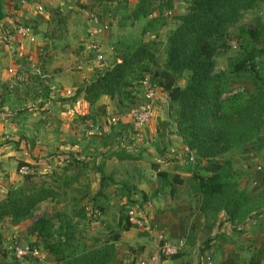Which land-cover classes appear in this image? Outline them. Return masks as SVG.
<instances>
[{
  "label": "trees",
  "instance_id": "obj_1",
  "mask_svg": "<svg viewBox=\"0 0 264 264\" xmlns=\"http://www.w3.org/2000/svg\"><path fill=\"white\" fill-rule=\"evenodd\" d=\"M155 1L158 0H139L132 10H128L126 0H121L104 11L111 19L120 16L121 27L129 20L138 22L147 19V23L138 38L119 39L114 43L112 62L104 71L94 74L76 96L82 95L92 107L102 97H108L124 107L137 103L140 92L136 87L144 82L152 89L167 94L170 118L187 148L186 154L197 157L196 163L190 164L191 168L187 169L194 179V192L202 196L200 211L207 220L221 217L220 230L225 225L230 230L219 232L203 251L211 248V242L215 240L221 249L231 242V232L246 233L263 217L264 189L253 193L241 189L233 171V161L225 157L244 153L249 146L264 148V20L258 15L253 26L243 23L247 14L263 10L264 0H184L187 3L184 13L166 18L168 16L160 8L158 15L150 19ZM5 3L6 0H0V26L7 17ZM171 20H174V25L170 27ZM162 29H166L164 43L145 40L148 33L154 32L157 37ZM33 31L37 34L34 27ZM232 48L237 53L228 58L226 70L218 71V55ZM44 72L39 64L37 72L24 84L37 95L34 103L38 97L46 100V103L33 106L29 111H38L50 101L52 80L42 78L41 75H46ZM238 78L250 79L253 89L233 91L232 82ZM21 88L19 86L18 91ZM2 108L0 104V110ZM81 119L87 122L95 116ZM111 142L106 152L108 159L115 157L120 162L137 160L128 149L114 151ZM68 155L75 161V167L81 166L82 169L88 167L89 162H97L99 157L83 159L78 153ZM69 158L65 170L73 168ZM212 159L224 161L212 165L211 175L202 176L201 169H207L203 168L204 163ZM23 166L34 167L29 163H19L18 172ZM102 168L97 167L96 171H104ZM156 171L161 186L153 197L165 192L169 185L183 183L178 173L158 171V168ZM35 175L23 176L22 185L9 189L7 195L0 199V225L8 219L13 226L29 222L26 234L36 236L41 243V247L31 246L48 251L56 264H113L122 233L131 229L129 216L124 224L122 220L119 223L122 232L110 230L112 232L105 239L87 237L86 228H81V222L88 218L87 208L79 206L86 200L89 186L82 184L77 189V196L68 200L70 182L77 180L79 175H59L56 178L50 175L51 181L44 177L42 182L35 181ZM114 183L112 175L101 173L99 193L91 200L92 215L96 214V209L99 215L106 212L100 200L108 199L105 192ZM129 185H121V196L131 200ZM134 190L137 191V188ZM140 193L142 203L139 209H142L150 198L145 192ZM62 201L71 203L68 206L70 211H56L53 217L37 214L39 205ZM74 218L78 220L74 221ZM178 257L179 253L171 259Z\"/></svg>",
  "mask_w": 264,
  "mask_h": 264
},
{
  "label": "rangeland",
  "instance_id": "obj_2",
  "mask_svg": "<svg viewBox=\"0 0 264 264\" xmlns=\"http://www.w3.org/2000/svg\"><path fill=\"white\" fill-rule=\"evenodd\" d=\"M89 1L90 0H45L44 2L39 0V2L36 3L41 5H38L36 10L39 13H44L42 16H40L41 24L44 26L43 28L40 25L34 27L35 24H38L37 21L34 23L29 22V20L22 19L16 23H11V35H18L17 30L20 26H27L29 28L31 27L32 30L33 27L35 28L37 34H35L34 31L33 33L35 36H39L40 38V45L37 46V50L35 52L38 54L37 59L39 58V63L45 67L44 74L49 76L48 78L52 80L51 84L54 85L53 78L50 76L49 72L56 73L58 68H62L60 67L61 64L67 65V69L70 70V74L72 75V80L74 83L73 85L77 88L75 93L78 92V90H80L82 87L86 86V83L94 74L99 71H104L112 62L114 58V43H116L119 39L127 40L138 38L141 36L140 34L142 27L147 23V19H143L142 21L138 22L129 20L125 22L123 27H121L119 23L120 16H117L116 18L113 16L111 19V17L108 18L107 15L102 14L100 11L99 14H96L91 10L92 13L96 14H93V19L95 20L98 18V25L96 22V26H98L97 28H99V31H101L99 34L105 33L106 36L103 46L99 40H95L92 31H90L92 33H88V30H86L89 29V18L88 13L84 11L83 5H90L91 3ZM93 2L96 4L95 0ZM132 2L133 3L129 2V5L126 3L128 10H132L134 6L138 4L139 0H132ZM117 3H114L113 6ZM26 4L23 3L24 6ZM39 7H42L43 11H39ZM186 8V1H182L179 11L180 13L176 10L173 12L172 6L168 3L166 9L172 11V14L166 18H173L176 15L182 14V11L184 13ZM258 15H260L264 20V8L261 10V12H252L247 14L243 20V23L253 26L254 19ZM153 17L155 18L154 14ZM27 21L29 23H27ZM99 21H101V23ZM131 22H133V24H131ZM107 23H109V30L104 29V26ZM169 24L170 27L173 26L174 20L169 21ZM83 26L85 29H83ZM165 33L166 29H162L159 36L156 37L153 35L154 32H152L150 34L148 33L144 38L146 41L162 44L165 41ZM86 42L89 43V46L92 43L100 45L103 56L101 61L96 58L95 53L89 50V46L87 47V52L89 51V54H82V49L84 48V44ZM39 43L36 41L35 43H32V45H37ZM6 45L8 46L9 44L6 43ZM6 45L4 44V47ZM32 45L31 48H34ZM21 48H23V46ZM236 53L237 50L235 48H232L227 53H220L217 58V70H226L228 58L234 56ZM14 54L15 53L13 52V55ZM18 58V62L22 64L23 67H21L19 71L15 72L17 74H13L14 70L11 68L8 70L11 75H14V77L10 79V85H15L20 81L17 86L24 87L27 78L37 72L39 63L35 61L36 55L31 58V60L28 59L27 61L24 59L25 56L23 57L22 55H19L17 56V59ZM28 58H30V56ZM4 59L10 66V55L7 54ZM136 88L140 92V96L136 105L130 106L129 104H126L124 107H122L120 104L110 99L112 102V104H110V110L108 109L109 105L101 103L102 100H99L98 103L92 107L90 104L84 101L82 95L77 97L74 93V96L71 95L69 97H77L75 98L77 103L83 106L79 109L78 113L75 111V109H71L72 115L69 116L68 111L65 113V116H62L63 111L55 106H53L52 110H48L47 108L51 104V99L47 103L48 106L45 105L46 109L43 107L34 113H32L33 111L31 110L29 111V107L31 108L34 106L35 108L39 107L40 104H44V102L46 103V100L43 97H38L36 103L33 102V99L37 97V95L32 91V88H22L23 92L21 93V95L25 97V102L30 105L26 103L21 105L12 104V107L15 109L19 108V106L23 107L24 112L30 115L19 119L28 122L29 124L27 125L30 128H33L29 131L30 134H27V136L30 138L31 144L34 142V147L38 148L34 156L45 158L43 160L51 159L47 165L50 172L48 171L47 174H50L54 178L60 177L59 174H61L62 177H64L65 174L69 177L72 175H79L77 180H72V182H70L71 185L69 187V192L67 191L68 200L73 196H77V189H80L82 184H87L89 186V192L86 200L81 202L79 206L80 208H87L88 218L81 222V228H86L85 232L88 234L87 237L97 236L101 239H105L108 237V233L112 232L110 230L122 232L123 229L119 225L120 221L122 220V223L124 224L128 213L134 210V207L140 206L142 203V196L140 193L142 192V187H145L146 190H149V193H154L156 189L161 186V179L158 176V178L154 177L157 175V168L163 165V169H165V171L170 170L172 168L171 163L178 161V152L183 150V148L179 149V146H184L183 141L182 143H180V141L169 143V140L171 139L170 136H172L174 132L170 131L172 129L169 127L170 123L167 121L165 115H162L159 104H156L159 102V100H161L160 96L162 94H159L160 92L157 91L158 93L156 92L153 97L150 98L151 100L149 103H152L153 105V117L149 119L148 122L140 125L139 121L142 122V120L138 119V121L135 115L138 113L136 110L140 109L147 103V99L145 97L147 94V84L144 82ZM231 88L236 92L242 90H251L253 89V84L250 79L238 78L232 82ZM24 92H27V94ZM14 95H16L15 92ZM143 96L145 101L143 100ZM142 101L144 102L142 103ZM165 103L166 102L161 104L163 105ZM85 104H88L90 108L86 107ZM124 108L125 110H123ZM35 113L37 114L34 115ZM89 115L95 116V119H91L87 122L81 119L82 117ZM153 121H156L155 126L157 124L158 128H165V126H163V122L168 124V127H166L168 129L166 130L169 136L168 139H166V136L165 138H162L161 136H158V138L151 137L148 130L150 129L154 132V128L150 126ZM9 123L11 125H16V132L17 130L22 131L21 126L19 127L20 123L18 122V116H14L13 121H9ZM39 125L42 127L45 125L46 127L38 131L39 129L37 128ZM98 129H100L101 134L97 131ZM105 129L108 130L107 133H109V136L101 138L100 136H102V131ZM123 134H126V137H124ZM110 140L112 141L111 145L113 146L112 148H114V151H121L122 149L132 150V154L137 160L119 162L115 158L112 160L106 158V160L103 161L104 157H102L101 159L99 158L100 162H98V160L97 162H89L88 167H92L94 169L98 167V164L100 167L103 163L106 165V171L108 175L111 171L110 176L112 174L114 179L122 178L121 181H115L113 185L110 184L108 186V189L105 192V195L108 196V199L100 200L106 212L103 213V215H99V210L96 209V214L92 215L91 212L93 209V204L91 203V200L96 196V194L99 193V190L96 189L99 183V176H97L96 171H93L91 168L86 167L82 169L81 166L75 167L76 164L73 158H69V162H71L73 168L65 170V168H68V163L63 162L62 160L64 159L65 155L70 154V150L71 152H76L81 155L83 159L88 157L91 158V156L96 157L103 152L102 150H106L107 152L109 149L108 145L110 144ZM162 146L165 152L162 150ZM166 146H168V148ZM35 148H33V150ZM150 148L154 149L157 155H154V153L150 151ZM168 149L169 151H167ZM172 149H177L178 151L172 152ZM183 157V170H179V172L181 173V178L184 179L183 183L179 185V189L182 190L181 192L185 193L187 191H191L193 188L194 179L191 171L187 168H191L189 166L190 164L194 165L196 163L197 157L193 155L188 157L186 153L183 154ZM225 159H231L233 161V171L241 189L247 191L248 193L261 191L264 189V148L259 147V145L249 146L244 153H238L236 155L230 154L227 155ZM223 161L224 159H212L204 163L203 168L207 169H201L200 174L202 176L211 175L212 165L214 163L222 164ZM165 162H169L170 165L166 166ZM36 165L39 169H37ZM36 165L32 167L34 174H36L35 176H37L35 181L42 182L44 179V176L42 175L46 174L44 173L46 169L42 168L41 165ZM172 171L174 172L176 169ZM54 172H56V175H54ZM113 173L117 176H113ZM18 175L22 177L21 179L23 180L24 175L19 174V172ZM22 180L15 183L8 189L20 187L22 185ZM124 183L130 184L128 189L132 193L131 200L121 196V185ZM155 187L156 189H153ZM177 187V184L167 186L166 194L171 196V193L169 194V192H174L173 188L177 189ZM135 188H137V191L134 190ZM93 192H95V195H92ZM7 193H1L0 196L3 197H0V199H3ZM151 194H148V199L150 198L149 201L152 202L154 197L153 194ZM136 196H139V198H136ZM65 202L43 203L38 206L37 214H48L50 217H53L56 211H70L68 206H70L71 203ZM173 205L175 207L177 206V203L174 202ZM65 208L67 209L65 210ZM262 214L263 217L258 219L257 223H254V228H249L246 233L236 234L231 232V242L227 244L225 249L223 248L225 252L222 253L217 247H214V250L211 248L206 249L208 250V252L205 253L206 255L204 252L201 254V256H205V264H208L209 262V252L212 254V260L215 256V253L217 254L218 251L219 254L221 252V257L227 258L226 254L233 251L231 246L236 244L238 245L240 243V248L242 240H244V244H242V249H238L241 256L238 258L237 262L230 263L226 261L225 264H264V227H261L262 224L264 225V209L262 210ZM71 216L72 215H70V217ZM145 217L146 216L140 218L141 225H136V227L147 226L145 223V219L147 217ZM158 217L159 216L157 215V218ZM77 220L78 218H74V221ZM162 220L165 222L167 221L166 217H163ZM29 224V222H26L19 226H13L12 222L8 219L2 225H0V264H56L54 258L45 249H40L43 255L46 257L45 260L30 258L21 260L17 257V247L19 248L32 244L40 246L41 244L36 236L33 235V238H31L28 234H26V228ZM157 226L158 228L153 230L154 232L152 231L150 234L147 233V236L144 235L143 238L139 237L136 232H131V234L127 232L122 233L123 236L117 243V259L113 264H140L142 261L148 262L149 264H173L178 259H186L187 255H185L186 253L183 252L184 247L180 248L179 257L177 259H171V256L160 254L158 249L161 245L176 244H174L171 239L167 238L165 233L163 234L160 232V230H163L160 224ZM227 227L223 229L224 232L230 231ZM178 241L179 242L177 245L180 243L183 245L185 244L184 240ZM255 242L257 245L260 244L261 248L259 252L255 251L256 254H253L252 250L249 248H251L252 246L250 245ZM253 255H256V258H258L259 262L261 263H257L254 259L250 260L249 258H251ZM219 262L220 261L217 263L222 264ZM211 263L213 264L214 262L212 261Z\"/></svg>",
  "mask_w": 264,
  "mask_h": 264
},
{
  "label": "crops",
  "instance_id": "obj_3",
  "mask_svg": "<svg viewBox=\"0 0 264 264\" xmlns=\"http://www.w3.org/2000/svg\"><path fill=\"white\" fill-rule=\"evenodd\" d=\"M42 1L45 2V0H42ZM93 1L94 0L89 1L91 3L90 5L89 4L83 5L84 11L86 13H88V18H89V22H88L89 29H86V30H88V33L93 32L95 40H99L100 43L104 46L105 37H106L105 33L99 34V32H101V31H99V28H97L98 26H96V22L98 25V18H96L94 20L93 14H95V13L99 14V11L102 14H105L104 11L109 9L108 7H111L114 3L120 2L121 0H95L96 4ZM182 1H184V0H158V1H155L154 2L155 9H154V12L150 14V18L153 17V14L156 17L158 15L160 8L163 10L165 16H170V14H172V11L166 9L168 6V3L172 6L173 12L175 10L179 12L181 5H182ZM26 2H27V4H26ZM36 2H39V0H6L5 4H6L7 17L4 19V21L2 22V24L0 26V104L3 107L0 110V194L1 193H7L9 190L8 188H10L15 183L22 180L21 179L22 177H20L18 175L19 163L24 162V163H29L32 165H36V164H38L39 166L41 165L42 168L46 169L44 172L46 174H44L42 176L47 177V180L49 179V176H50V174H47L49 171L48 170L49 168L47 167V165L51 159L43 160L45 158H41L39 156L38 157L34 156L38 148L34 147V142L31 144V140L27 136V134H30L29 131L32 130L33 128H30L27 125V124H29L28 122L19 119V118H24L25 116H30V115L25 113L23 110V107H21V106H19V108H17V109L12 107L13 106L12 104H15V105H18V104L21 105L24 103L28 104L27 102H25V97L21 95V93L23 92L22 88H25V87H22L18 91L19 86H17V85H18V83H20V81L15 85H12V84L10 85V79H12V77H14V75H11L8 71L11 68L12 70H14L13 74H17L15 72L19 71L20 68L23 67V65L18 62L19 58L17 59V56H19V55H22L23 57L25 56V58H24L25 61H27L28 59L31 60V58H33L36 55L35 61H37V63H39V58L37 59L38 54L35 52L37 50V46L40 45L39 36H36V41L39 44H37V45L33 44L32 45V42H30L29 40L22 39L19 35H11L12 24L16 23L17 21H20L22 19L29 20V22H34V23L37 21L38 24H35L34 27H37V25L42 26V28L44 27L41 24V19H40V16H42L44 13L37 12L36 7L38 5H41V4L36 3ZM129 2L133 3L132 0H126V3H128V5H129ZM23 3H25L26 5L24 6ZM87 6H88V8H87ZM91 10L94 11L95 13H92ZM42 11H43V8H42ZM168 12H169V14H168ZM182 13H183V11H182ZM106 14H107V12H106ZM176 14H178V13H176ZM29 22L27 21V23H29ZM83 29H85V27ZM40 30H42V29H40ZM90 31H92V32H90ZM6 43H8L9 45L7 46ZM4 44L6 45L5 47H4ZM88 44L89 43L86 42L84 44V48L82 49V54H84V55L89 54V51L87 52V49H88L87 47L89 46ZM31 45L34 48H31ZM22 46H23V48H21ZM24 46H25V48H24ZM13 52L15 53L14 55H13ZM7 54L10 55V60H11L10 66L7 64V62L4 59V57L7 56ZM29 56H30V58H28ZM60 67H62V68H60L62 70H60L58 68L56 70V73L49 72L50 76H52L53 82H54V85H52V86H55L56 88H55V90H52V93L50 95V99H51L50 106H48V104H46V105L48 106V108H47L48 110H52L53 106L60 108L63 111L62 116H65V113L68 111V113H69L68 116H69V115H72L71 109H73V110L75 109V111L78 113L79 109L83 105L81 106V104L77 103L76 99L74 100V99H72V97L70 98L69 96H67L68 92H71L72 96H74L73 94L75 93L77 88H76V86L73 85L74 83L72 80V75L70 74V70L67 69V65L61 64ZM43 68L45 69V67H43ZM8 86H9V88H8ZM13 91L16 93V95H14ZM144 92H145V88H144ZM24 93L27 94V92H24ZM76 93H75V95H76ZM159 94H162L160 96L161 100H159V102H157L156 104H159L162 115L164 114L167 121L170 123L169 127L172 128L170 131L174 132V134L172 136H170L171 139L169 140L170 141L169 143H172L175 141L176 142L180 141V143H182V140L180 139V137L177 134V131H176V128L173 124V121L170 118V113H169L170 101H169V98H168L167 94H165V93H159ZM101 100H102V102H101L102 104L109 105L108 109L110 110V104H112L110 98L104 97ZM143 100L145 101L144 96H143ZM144 101H142V103ZM164 102H166V103L162 105L161 103H164ZM136 104H133V105H136ZM28 105H30V104H28ZM85 105H86V107L90 108V106L88 104H85ZM44 109H46V106L44 107ZM87 110H88V108H87ZM123 110H125V108ZM34 112L35 111H33L32 113H34ZM36 114L37 113H35L34 115H36ZM14 116H16V117L18 116V122L20 123L19 127L21 126L22 131L17 130V132H16V125H11L9 123V121L10 122L13 121ZM155 123H156V121L155 122L153 121V123L150 125L151 127L154 128V132H153V130H150V129L148 130L150 132L149 134L151 135V137L158 138V136H161L162 138H165V136H166V139H168L169 136H168V132L166 131V130H168L166 128V127H168V124L166 122H163V126H165V128H166L165 129V128H158L157 124L155 126ZM45 127H46L45 125L43 127L39 125V127L37 129H39L38 131H40L41 129H43ZM97 131L100 133V129H98ZM107 132H108V130H106V129L104 131H102V136H100V137L101 138L108 137L109 133H107ZM123 136L126 137V134H123ZM166 147L168 148V146H166ZM33 148H35L34 149L35 151L33 150ZM180 148H183V150L178 152L179 153V156L177 157L178 161L171 163L172 168L170 170H167V172L170 171L169 173L181 174L179 172V170H183L182 169L183 168L182 167V165H183L182 161L184 160L183 154L186 153L187 148L185 146H182V147L179 146V149ZM150 149H151L150 151H152L154 153V155H157V153H156V151H154V149H152V148H150ZM163 149L164 148L162 146V150ZM102 151L103 152L100 153V155H98L99 156L97 159L98 162H100L99 158L101 159L102 157H104L103 161H105L107 158L106 150H102ZM130 151L132 152V150H130ZM167 151H169V149ZM175 151L177 152L178 150L172 149V152H175ZM69 152H70L71 156L76 153V152H71V150ZM65 153H68V152H65ZM36 155H38V154H36ZM68 158H69V155H65L64 159L62 161L65 163H68V161H67ZM157 158H159V157H157ZM88 159H90V158L88 157ZM112 159H110V160H112ZM115 159L117 161H119L117 158H115ZM165 163H166V166L170 165L169 162H165ZM97 166L99 167V164ZM101 166L103 167L102 169H104V171H102V172H98V171H96V169H94L92 167H88V168H91L93 171L95 170L97 173V176H99V183H98V186L96 188L98 190H100V183H101V176L100 175H101V173L107 174L106 165L102 163ZM161 167L160 166L158 167V171L159 170L165 171V169H163V165H161ZM37 169H39L38 166H37ZM175 169H176V171L173 172L172 170H175ZM110 173H111V171L109 172V175H110ZM156 173H157V171H156ZM59 175H61V174H59ZM66 176L67 175L65 174L64 177H66ZM113 176L116 177L117 175L114 174ZM157 176L158 175H155L154 177L158 178ZM113 179H114V177H113ZM182 179H184V178H182ZM114 180L116 182H119L122 180V178H115ZM189 186H191V185H189ZM140 187H142V186H140ZM139 189H141V188H139ZM153 189H156V187ZM173 189H174V192H172V193L169 192V194L171 193L170 194L171 196L166 194L167 191L165 190V192L159 193L156 197H154L152 202L149 201L146 204H144L141 207L142 209H139L140 206H136V208L139 211H141V214H143V216L141 218H143L144 216L147 217V218L145 217L146 218L145 223L147 226L136 227V225H131V229L127 233L131 234V232H136L139 235V237L143 238L144 235L147 236V233H149V234L152 233L153 230L158 228L157 225L160 224L161 228L163 229L162 231L160 230V232L163 234L165 233L166 237L171 239L174 244L177 245V243L179 242L178 240H184V242H185V244L182 245V247H184L183 252L186 253L185 255H187L186 259H182V258L178 259L173 264H205V256H201V254L203 252H204V254L207 253L208 250L203 251V249L205 248L208 241L210 242L211 240H214L216 238V235L219 234V232H224L223 229L225 227H227V225H225L220 230L219 225H220V222L222 220L221 217H219V218L214 217V218H211L210 220H207L205 218L204 214L200 211V206L202 203V196L198 193H195L193 188L191 189V191H187L185 193L181 192L182 190L179 189V185H178L177 189L176 188H173ZM141 190L144 191L146 194L152 193V192L149 193V190H146L145 187H142ZM94 193L95 192H93L92 195H95ZM154 193H152V194H154ZM0 197H3V196H0ZM136 198H139V196H136ZM174 202L177 203V206H175V207L173 205ZM157 215L159 216L158 218H157ZM163 217H166V219H167L166 222L162 220ZM133 228H137V229H133ZM227 228L229 229V227H227ZM145 232H146V234H145ZM30 237L33 238V236H30ZM243 242H244V240H242V244H244ZM218 244H219V242L216 240L213 243L211 242V246H210L211 249L214 250V247L218 248ZM242 244H241L240 248H239L240 243L238 245L236 244V245L231 246L233 248V251L231 253L227 252L228 253V254H226L227 258L221 257V252L222 253L225 252L224 249L226 248L227 245L222 246L221 247L222 249H220L221 250L220 254H219V251L217 254L214 252L215 256L212 260L214 262L213 264H218L217 263L218 261H220L219 263H222V264H225L226 261H228L230 263H236L238 258L241 256L238 249H242V247H243ZM250 246H252V247L249 249L252 250L253 254H256L255 251H257V252L260 251V248H261L260 244L257 245L255 242V243L251 244ZM209 257L210 258L212 257V254L210 252H209ZM116 259H117V257H116ZM249 259L250 260L254 259L257 263H261V262H259V259L256 258V255H253Z\"/></svg>",
  "mask_w": 264,
  "mask_h": 264
},
{
  "label": "built area",
  "instance_id": "obj_4",
  "mask_svg": "<svg viewBox=\"0 0 264 264\" xmlns=\"http://www.w3.org/2000/svg\"><path fill=\"white\" fill-rule=\"evenodd\" d=\"M39 11H42V8L39 7ZM111 17V16H110ZM104 29L109 30V23H107L104 26ZM18 35L24 39V40H29L30 42L34 43L36 41V36L33 33V30L29 27H25V26H20L17 30ZM89 50L93 53H95L96 58L101 61L103 59L102 56V49L100 47L99 44L96 43H92L89 46ZM42 78H48V75H41ZM147 84V94H146V99H147V103L141 107L140 109L136 110L138 113L135 115L137 120L140 119L142 120L139 121L140 125L148 122L149 119H151L153 117V112H152V103L150 102V98L153 97V95L157 92L156 90L152 89L149 84L146 82ZM55 86H52V90H55ZM72 93L68 92L67 96H71ZM19 174L21 175H29V174H34V170L32 168H30L29 166H23L19 169ZM129 216V221L131 223V225H141L140 222V218L143 216V214H141V211H139L138 209H134L132 211H130L128 213ZM182 243H180L179 245H169V244H164L161 245L159 247V252L161 255H165V256H173L179 253L180 248L182 247ZM16 255L19 259L24 260L27 258L30 259H38V260H45V256L43 255L42 251L40 250V248L36 247V246H31V245H26L24 247H17L16 248ZM212 259L209 258V262L208 264H212ZM140 264H149L148 262L142 261Z\"/></svg>",
  "mask_w": 264,
  "mask_h": 264
}]
</instances>
